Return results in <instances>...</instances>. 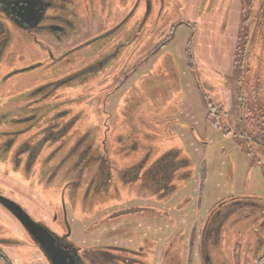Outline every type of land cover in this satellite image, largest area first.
<instances>
[{
    "label": "flooded vegetation",
    "instance_id": "flooded-vegetation-1",
    "mask_svg": "<svg viewBox=\"0 0 264 264\" xmlns=\"http://www.w3.org/2000/svg\"><path fill=\"white\" fill-rule=\"evenodd\" d=\"M165 3L0 0V60L15 38L30 51L42 54L27 67L1 74L0 85L14 75L13 85L18 84V78L26 77L24 73H43L42 81L22 90L12 87L3 100L0 92V178L8 182L0 180V199L18 205L46 233L47 247L59 254L63 264H145L142 258L147 241L151 248L159 237L153 218L161 210L154 204L171 196L176 190L175 179L187 175L182 171L187 162L177 160L174 151L151 162L148 155L129 159L131 149L138 146L114 138L115 128L109 124L116 89L123 88L148 57L169 40L146 49L148 24L157 30ZM182 26L189 28V21H177L169 28ZM86 99L99 101L97 112L101 109L107 116L103 131L81 122L86 107L80 103ZM117 153L127 159L117 161ZM12 183L25 186L19 191L27 198H20L5 185ZM134 183L151 204L111 205L110 195L118 192V185ZM232 199L220 201L210 210L198 224L196 234L193 228L191 241L198 237L201 264H230L214 261L211 253L222 256L223 226L233 213L245 210L254 220L261 215L252 232H264V203L242 205ZM35 205L36 212L31 208ZM252 208L260 214L253 215ZM135 215L149 224V231L137 234L141 243L136 246L138 242L112 240L118 235L116 222ZM263 241L257 239L258 244ZM22 246L26 247L24 259L18 253ZM11 258L18 264H55L45 246L0 203V264H12ZM263 259L264 253L258 264Z\"/></svg>",
    "mask_w": 264,
    "mask_h": 264
},
{
    "label": "rangeland",
    "instance_id": "rangeland-1",
    "mask_svg": "<svg viewBox=\"0 0 264 264\" xmlns=\"http://www.w3.org/2000/svg\"><path fill=\"white\" fill-rule=\"evenodd\" d=\"M165 2L157 30L148 24L146 49L149 51L168 37L169 40L148 57L123 88L116 89L109 124L115 128L114 138L138 146L131 149L129 159L148 155L151 162L174 151L177 160L187 162L182 168L187 175L173 182L174 193L154 204L161 210L153 218L159 237L151 248L147 241L146 255L142 258L145 264H188V258L191 264H201L198 237L191 241V235L194 227V234L197 233L198 224L210 210L229 198L242 205L264 203V155L253 156L247 146L244 149L239 145L245 143L238 133L242 110H237L242 96L249 106L245 109L249 115H243L244 123H252L257 119L253 115L256 110L251 107H255L253 100L264 97V0ZM180 20L189 21L190 27L169 28ZM41 55L15 38L0 60V77L4 72L35 63ZM25 74L28 73L18 78V84L13 85L14 75L0 85L2 100L12 87L26 89L43 78L41 72ZM98 102L86 99L80 106L86 107L81 122L99 132L104 130L107 116L101 109L97 112ZM255 125L263 131L264 125L258 120ZM115 155L117 161L121 159L120 154ZM0 180L8 183L4 178ZM12 184L5 185L23 199L19 190L25 186ZM118 187V192L110 195L111 205L122 208L151 204L138 183ZM31 208L36 212L38 206ZM251 213L260 211L252 208ZM232 215L223 226L222 256L212 252V259L230 264H258L264 253V241L258 244L257 239L264 240V232L259 230L255 235L252 226L262 216L254 220L245 210ZM126 219L116 222L118 235L112 240L138 242L137 246L141 243L137 234L149 231V224L137 215ZM22 248L18 253L25 258L26 247ZM15 260L12 259V264H18Z\"/></svg>",
    "mask_w": 264,
    "mask_h": 264
},
{
    "label": "trees",
    "instance_id": "trees-1",
    "mask_svg": "<svg viewBox=\"0 0 264 264\" xmlns=\"http://www.w3.org/2000/svg\"><path fill=\"white\" fill-rule=\"evenodd\" d=\"M243 99L244 98L241 96L240 104L237 105V107H239L237 108L238 112L242 110V116L239 118L238 133L240 139H242L245 144L244 146L241 144L239 145L244 149L247 146L248 149L246 148V150H248V153H250L253 156L264 155V129L262 131L258 125H255L257 120L261 125H264V97H262V99L260 100L258 99L257 101L255 100L256 98L253 100L254 101L253 104L255 107L253 106L251 107L256 110L253 115H256L257 119H254V122L252 123L249 124L247 123L248 125L244 123L243 115H245L246 117L249 115L245 113V109L248 110L249 106L245 102V100L243 101ZM259 152L260 154H258Z\"/></svg>",
    "mask_w": 264,
    "mask_h": 264
},
{
    "label": "water",
    "instance_id": "water-1",
    "mask_svg": "<svg viewBox=\"0 0 264 264\" xmlns=\"http://www.w3.org/2000/svg\"><path fill=\"white\" fill-rule=\"evenodd\" d=\"M0 203L22 224V226L33 235L42 246H45L50 253L55 264H63V259L57 253H52V251L47 247L46 233L40 231L35 223L26 215V213L15 203L10 202L6 199H0Z\"/></svg>",
    "mask_w": 264,
    "mask_h": 264
}]
</instances>
